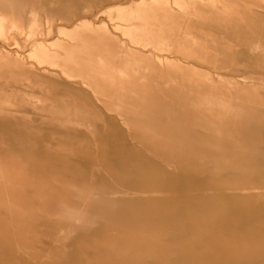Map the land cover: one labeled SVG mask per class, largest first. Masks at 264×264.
Wrapping results in <instances>:
<instances>
[{
	"label": "rangeland",
	"instance_id": "rangeland-1",
	"mask_svg": "<svg viewBox=\"0 0 264 264\" xmlns=\"http://www.w3.org/2000/svg\"><path fill=\"white\" fill-rule=\"evenodd\" d=\"M0 264H264V0H0Z\"/></svg>",
	"mask_w": 264,
	"mask_h": 264
},
{
	"label": "bare ground",
	"instance_id": "bare-ground-1",
	"mask_svg": "<svg viewBox=\"0 0 264 264\" xmlns=\"http://www.w3.org/2000/svg\"><path fill=\"white\" fill-rule=\"evenodd\" d=\"M156 4H157V2H156ZM159 4V3H158ZM155 5V4H154ZM144 6H145V4H144ZM149 6H150V4H149ZM149 6H147L148 8H149ZM137 7V6H136ZM158 7V6H157ZM140 8H142V9H140ZM147 8V9H148ZM145 7H142L141 5L139 6V7H137V8H133V9H131V10H129V11H127L126 12V14H127V16H130L131 17V15L133 16V13H136V11L138 10V11H146L147 10ZM151 9V8H150ZM149 9V10H150ZM152 10H154V8H152ZM148 11V10H147ZM151 11V10H150ZM149 12V11H148ZM148 12H146V13H148ZM138 14H139V12H137ZM150 13H152V12H150ZM142 15L144 16V13H142ZM146 15V14H145ZM150 15V14H149ZM149 15H147L148 17H149ZM136 16V15H135ZM138 17V16H137ZM140 17V16H139ZM142 17V16H141ZM145 17V16H144ZM144 17H142L143 19H144ZM134 18V17H133ZM147 19V18H146ZM145 24H147L146 23V21H145ZM84 46V45H83ZM68 50H67V53L70 55V56H72L73 55V52H74V49L73 48H67ZM80 55V54H79ZM189 55V54H188ZM71 59V60H70ZM68 61H72V58H70ZM196 73V72H195ZM191 74L194 76V71H192L191 70ZM101 79V78H100ZM102 80H104V79H102ZM106 81V80H105ZM103 83H107V82H103ZM113 88V87H112ZM104 89V88H103ZM102 89V90H103ZM244 90V89H243ZM207 96L204 94V95H201L200 97H199V103H201V102H203L204 101V99L206 98ZM203 106V105H202ZM205 106V105H204ZM205 108V107H204ZM112 193V192H111ZM134 193V192H133ZM142 231H144L143 229H141ZM147 229H145V231H146ZM153 232V231H152ZM140 233H142L141 231H140ZM156 233V232H155ZM144 236H146V235H144Z\"/></svg>",
	"mask_w": 264,
	"mask_h": 264
}]
</instances>
